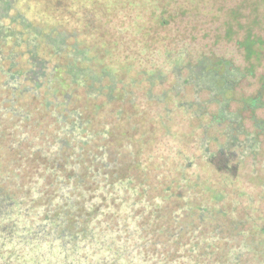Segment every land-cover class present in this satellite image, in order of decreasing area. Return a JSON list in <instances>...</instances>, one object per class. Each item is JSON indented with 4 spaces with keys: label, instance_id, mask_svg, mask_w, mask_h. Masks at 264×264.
<instances>
[{
    "label": "trees",
    "instance_id": "obj_1",
    "mask_svg": "<svg viewBox=\"0 0 264 264\" xmlns=\"http://www.w3.org/2000/svg\"><path fill=\"white\" fill-rule=\"evenodd\" d=\"M217 1L76 0L68 30L28 19L64 33L66 49L39 44L50 53L37 50L38 89L0 81V264H264V0ZM73 46L90 50L78 66L108 68L114 85L72 84ZM50 83L79 112L78 138L74 117L46 107Z\"/></svg>",
    "mask_w": 264,
    "mask_h": 264
},
{
    "label": "rangeland",
    "instance_id": "obj_2",
    "mask_svg": "<svg viewBox=\"0 0 264 264\" xmlns=\"http://www.w3.org/2000/svg\"><path fill=\"white\" fill-rule=\"evenodd\" d=\"M56 1L57 0H16L21 10H24L23 12L24 14H23L21 11L15 8L14 0H0V60L7 59V61H12L14 62L13 64L14 71H17L19 69L18 72L16 73L12 71L6 72V70H4V67H6L7 65L9 66V62H7L8 64L4 63L3 65L1 64L2 62H0V81L2 78H4L5 80L4 84L6 85L5 86L3 84L4 88L8 87L11 89H15L19 85V81L23 79H28V81H31V83H33L35 88L37 89L39 88L41 84L40 81L42 80V77L44 75L43 68L45 67L46 64L44 61L38 58L37 52L39 51L40 54L46 58H49V53H50L49 49L46 48L39 50V44H41V42H44L47 45H49L56 54H60L61 52L65 51L66 35L64 33L58 32L54 35L53 32H55V30H53L52 32V30H49L47 28L46 31H44L41 27L34 26L29 21L31 20L33 23L39 24L40 26H43L44 24L47 27V26L56 25L58 23V19H60L63 25L62 27L66 28L67 30L75 27L76 21L74 20V18H71L67 14L69 9H70V13L71 11H73V14H77L76 8L78 5L75 2L76 0H59L58 4H56ZM228 2H229L228 0L217 1V3L224 5L227 4ZM189 14H191L194 17L203 16L205 14L203 4L200 5L199 10H197V8L190 10ZM116 17L117 16L115 14L109 15V19L112 21V23L117 22L116 24L120 25V20H117ZM125 20H126V24L129 25L128 22L129 16H126ZM110 26L111 25L107 26L109 30H110ZM151 26L152 24L148 22V24L146 25L147 30L152 31V28L154 27ZM130 27H133V25H131ZM115 30L116 29H114V31ZM129 33H131V39L140 37V35L133 34L137 32L131 31ZM149 33L150 35H153V33L151 32ZM111 40H118V38L115 39L111 38ZM106 41H110V40L108 39L103 40L104 43ZM23 46H26L27 53L17 58L19 53H17L15 49L21 47L19 49L24 51L25 47ZM73 47L74 48H72V51L69 53L68 56L71 62H69L67 66V72L70 75L72 84L79 86L85 85L86 81L94 82L95 79L98 81L99 76L105 75L106 77L109 78L110 82L112 83L111 85L112 86L114 85L115 83V78L113 76L114 74L111 71H109L108 68L100 69V74H94L91 68H82L78 66L77 62L86 63L90 60L91 57L89 53L90 50L86 48H79L78 46L76 47L73 46ZM5 51L7 53H5ZM29 54H30V59H29ZM100 59H101L100 61L104 62V64H106V61L108 62L107 59H103L102 57H100ZM29 60L31 65L28 64ZM52 61L54 62L55 60L53 59ZM95 62L96 64L100 63L97 60H95ZM49 65L52 67L53 63ZM20 69H22L23 71H21ZM129 70L130 72L124 71L121 74V77H123L127 83L132 78H137V79L139 78V76H137L136 74L138 68H134V69L131 68ZM55 72L56 70L53 71L54 74ZM105 81L107 80H104L102 82L104 83ZM132 85H134V83ZM163 85L164 84L160 85L158 83L155 84L154 86H151V93L152 92L158 93ZM165 85L167 87L169 84L165 83ZM112 86L110 88H107V92L112 91L111 89L113 88ZM89 89H90V96L91 97L95 96L97 89L94 88L92 85L91 87H89ZM28 91L31 90L28 89ZM56 91L57 89H55V87L51 83L45 86L44 94L51 95L54 98L53 100H48L51 104L46 107L54 109L53 114H55V112L57 113L61 112L62 115L66 114V118L70 116L74 117L75 120L73 121L71 126H68V130L72 132L73 138L74 137L78 138L80 133L82 132L83 124H84L83 121L80 120L79 112L74 110L68 111L65 101L64 100L58 101L57 97H54ZM133 91L135 92L136 97L138 99L139 98L141 99L142 103L145 102L144 93L146 91V85L144 84L140 86L135 85V89ZM125 97L127 98L128 101L130 95H127ZM78 100L79 102L84 101V99H78ZM24 101L27 103L31 102V100L27 96L24 97ZM83 103L84 105H86V101H84ZM138 106L141 105L139 104ZM55 115H58L59 119L62 116L60 114H55ZM211 147L215 149L214 142L211 144ZM214 211L215 213H221V215H226L229 212V209L221 206L219 208L216 207Z\"/></svg>",
    "mask_w": 264,
    "mask_h": 264
}]
</instances>
